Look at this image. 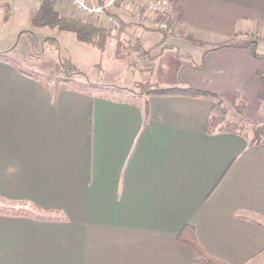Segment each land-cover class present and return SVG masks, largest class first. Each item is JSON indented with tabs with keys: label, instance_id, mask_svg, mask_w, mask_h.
I'll use <instances>...</instances> for the list:
<instances>
[{
	"label": "crops",
	"instance_id": "0c3cea01",
	"mask_svg": "<svg viewBox=\"0 0 264 264\" xmlns=\"http://www.w3.org/2000/svg\"><path fill=\"white\" fill-rule=\"evenodd\" d=\"M43 2L77 17L68 0L32 10ZM146 3L113 15L118 34L148 50L133 58L150 59L154 84L240 95L248 120L263 121L264 0H171V34L138 16ZM9 31L0 30V264H204L178 240L187 225L211 257L264 264V147L208 133L211 98L55 87L7 58ZM113 58L122 60L116 49Z\"/></svg>",
	"mask_w": 264,
	"mask_h": 264
},
{
	"label": "rangeland",
	"instance_id": "374dc122",
	"mask_svg": "<svg viewBox=\"0 0 264 264\" xmlns=\"http://www.w3.org/2000/svg\"><path fill=\"white\" fill-rule=\"evenodd\" d=\"M34 1L31 0L29 6L18 4L15 7V0L11 2V5L0 4V30H10L9 35H6L7 43L10 44V49L13 48L6 52L7 58L16 66L25 72L38 75L55 87H70L82 92L87 90L105 92L107 90L104 87H107L108 84H130L127 85L125 90L137 95L146 94L144 91L145 86L157 85L154 84L156 82L151 77L156 76V74L150 72L153 67L149 65L150 59L136 62L133 55H131L128 59L122 58V60L116 62L113 58V53H115L117 47L116 39L109 38L105 47L100 48L79 41L73 32H61L57 29L34 26L30 18ZM123 4L124 6L129 4V0H125L120 6H123ZM109 13L115 14L113 7ZM142 14L148 13L143 11ZM119 28L112 30L115 34H118L122 27ZM118 35L120 36V34ZM120 37L124 41L122 45H127L129 38L126 36L125 38ZM131 42L132 39H130ZM261 44L263 45L261 50H263L264 37L261 39ZM61 59L71 60L81 70L82 74L69 75L62 66ZM123 59H125L126 64L120 62ZM168 59L170 58L165 57L161 61L166 63L169 61ZM136 77L139 78L140 82L132 84ZM245 116L247 117V115ZM230 118L238 122L245 121L235 112L230 114Z\"/></svg>",
	"mask_w": 264,
	"mask_h": 264
},
{
	"label": "trees",
	"instance_id": "16d2710c",
	"mask_svg": "<svg viewBox=\"0 0 264 264\" xmlns=\"http://www.w3.org/2000/svg\"><path fill=\"white\" fill-rule=\"evenodd\" d=\"M107 0H98L99 5H104ZM110 12V9H107ZM116 18H118L116 16ZM32 23L37 28H52L58 31L73 32L76 38L84 43L91 44L95 47L104 48L108 39L113 38L117 40L116 55L118 58L128 59L134 53L140 56L148 52L144 50L139 39L127 42V45H122L124 41L122 38L113 32V30L103 24L91 23L85 19L70 17L58 10H55L49 2H43L41 5L35 7L31 14ZM121 22L123 21L118 18ZM61 64L69 75L77 73L82 74L81 70L69 59L62 60ZM75 71H70V70ZM264 82V76H262ZM144 91L146 94H171V95H184L190 97H208L214 102L212 113L207 128L208 133L215 132H235L245 133L250 136L251 143L264 147V120L261 122H250L245 116L247 109L246 100L237 95L232 102L226 101L219 95L195 89L190 84L185 86L161 87V86H145ZM263 103L264 110V91L260 95ZM235 112L239 114L244 122H238L230 118V114ZM4 212V211H2ZM7 212V211H6ZM9 212V211H8ZM178 240L192 248L198 253L196 262L204 264H225L211 257L197 242L195 229L191 225L185 226L178 235Z\"/></svg>",
	"mask_w": 264,
	"mask_h": 264
},
{
	"label": "built area",
	"instance_id": "2783aa9c",
	"mask_svg": "<svg viewBox=\"0 0 264 264\" xmlns=\"http://www.w3.org/2000/svg\"><path fill=\"white\" fill-rule=\"evenodd\" d=\"M77 12V17L85 19L91 23L103 24L111 29L121 27V22L107 9L123 3L125 0H107L104 5H99L98 0H68ZM147 1L145 11L152 15L149 20V26L153 29L166 32L168 34L174 31V22L171 12V0H145ZM104 15V23L97 21L96 15ZM141 13H138L140 16Z\"/></svg>",
	"mask_w": 264,
	"mask_h": 264
}]
</instances>
